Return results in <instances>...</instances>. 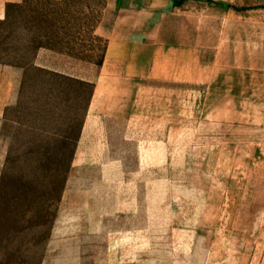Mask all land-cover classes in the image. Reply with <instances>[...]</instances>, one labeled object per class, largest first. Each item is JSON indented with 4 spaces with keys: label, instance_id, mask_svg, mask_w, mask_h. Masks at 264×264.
Returning <instances> with one entry per match:
<instances>
[{
    "label": "rangeland",
    "instance_id": "obj_1",
    "mask_svg": "<svg viewBox=\"0 0 264 264\" xmlns=\"http://www.w3.org/2000/svg\"><path fill=\"white\" fill-rule=\"evenodd\" d=\"M108 1L8 3L7 16L0 20V64L23 65L39 46L63 50L67 65L99 63L107 38L95 28ZM139 2L144 13L133 17L128 28L145 34L130 38L172 45V61L180 65L218 61L229 69L235 63H264V0ZM135 6L131 2L130 13ZM10 91L0 113V264H111L106 256L110 238L125 242L113 264H264L260 117H226L218 124L186 116L173 102L171 133H150L162 141L165 161L146 164L135 175L134 165L125 163L119 179L101 174V165H86L74 176L69 159L90 85L22 81ZM51 91L62 92V98ZM163 123L161 128H167L169 123ZM124 150L130 154L124 158L131 160L133 149ZM121 200L157 204L151 214L158 222L152 223L146 211L151 222L140 237L136 228L111 226L130 223L136 214L100 211ZM122 230L129 231L125 237L110 236ZM143 239L162 244L144 250L138 241ZM160 250L172 253V260L149 254Z\"/></svg>",
    "mask_w": 264,
    "mask_h": 264
},
{
    "label": "crops",
    "instance_id": "obj_2",
    "mask_svg": "<svg viewBox=\"0 0 264 264\" xmlns=\"http://www.w3.org/2000/svg\"><path fill=\"white\" fill-rule=\"evenodd\" d=\"M21 1L0 0V20L7 16L8 3ZM131 2L136 4L132 13L129 12ZM143 13L144 6L139 0L108 1L95 28L97 34L107 38L106 46L101 61L91 67L90 64L78 67L73 63L72 66L71 63L67 65L63 50L49 46L37 47L23 65L0 64V113L3 112L6 101L12 97L10 87L12 89L13 85L22 81L61 85L68 80L71 83L90 85L69 159L74 176L76 174L73 172L79 171L80 175L86 165H101V174H107L108 179L109 175H116L119 179L121 165L125 163L134 165L131 172L135 175L137 171L143 172L146 164L165 161L162 141L150 133L161 129L171 133L173 102H176V108H184L186 116H196L206 121L211 118L218 124H224L226 117L235 119L244 115L255 117L256 121L260 117L259 121L264 124V63H235L229 69L218 61L209 65L201 60H186L180 65L181 61H172V45L158 47L130 38L145 34L128 28V22ZM32 70L37 72L36 75ZM49 95L59 99L63 93L51 91ZM180 97L184 98L183 102ZM181 111L175 110L177 114ZM162 121L169 123L167 128H161ZM129 146L133 149L134 159L131 160L130 157L124 158L130 156L129 151L124 150ZM66 192L65 187L63 196ZM79 203L82 204L80 201ZM111 205H106V209L100 211L136 213L131 216L130 223L122 221L111 226L136 228L138 237L141 231L146 234L144 227L151 222L147 219L146 211L149 212L152 223L158 222L156 216L151 214L158 208L157 204H127L121 200V203L119 201ZM128 232H110V236L120 233L118 235L123 234L125 237ZM156 239L138 241L145 250ZM124 243L110 238L106 243V256L110 260L108 263L113 264L119 260L120 245ZM126 244L129 243L126 241ZM131 248L135 250L132 245ZM156 252L149 253L151 256L157 255L153 257L154 260H172V253L165 255L162 251L160 254ZM248 261L250 260L247 259L246 262Z\"/></svg>",
    "mask_w": 264,
    "mask_h": 264
},
{
    "label": "trees",
    "instance_id": "obj_3",
    "mask_svg": "<svg viewBox=\"0 0 264 264\" xmlns=\"http://www.w3.org/2000/svg\"><path fill=\"white\" fill-rule=\"evenodd\" d=\"M23 1V0H22ZM21 3V2H20Z\"/></svg>",
    "mask_w": 264,
    "mask_h": 264
}]
</instances>
